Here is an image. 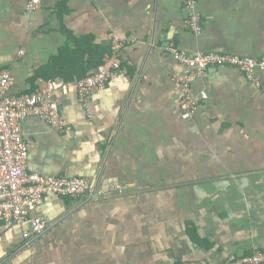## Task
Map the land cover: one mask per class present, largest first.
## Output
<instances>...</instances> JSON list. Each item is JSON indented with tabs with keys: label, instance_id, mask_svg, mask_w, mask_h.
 Returning a JSON list of instances; mask_svg holds the SVG:
<instances>
[{
	"label": "crops",
	"instance_id": "crops-1",
	"mask_svg": "<svg viewBox=\"0 0 264 264\" xmlns=\"http://www.w3.org/2000/svg\"><path fill=\"white\" fill-rule=\"evenodd\" d=\"M26 1L0 0V71L15 94L52 80L71 125L23 119L27 170L84 177L93 193L45 194L35 236L0 220V264H229L264 250V71L256 85L233 67L206 69L191 84L206 98L183 118L175 77L189 67L162 53L172 41L264 57V0H195L197 33L186 0H44L32 12ZM111 33L131 40L122 70L85 108L74 81L108 65Z\"/></svg>",
	"mask_w": 264,
	"mask_h": 264
},
{
	"label": "built area",
	"instance_id": "built-area-1",
	"mask_svg": "<svg viewBox=\"0 0 264 264\" xmlns=\"http://www.w3.org/2000/svg\"><path fill=\"white\" fill-rule=\"evenodd\" d=\"M44 0H27L25 9L32 12ZM195 0H186L188 14L185 23L193 32L202 29L200 17L194 9ZM126 36L110 35L108 65L90 72L74 81L78 102L88 107L92 94L103 89L122 70L121 50L130 44ZM22 53V52H20ZM162 53L189 67L175 80L180 83L179 105L183 118H190L199 102L206 98L204 91L195 94L192 81L208 68L233 67L241 71L247 80L260 85L259 71H264V57H253L222 52H188L175 42L162 47ZM14 78L9 70L0 71V220L8 224L27 223L22 237L40 234L47 226V219L35 215L43 202L44 195L54 193L77 199L92 195V187L87 179L79 176L43 175L27 170L29 144L21 133V123L27 116H37L58 132H68L71 125L63 117L57 103L52 99V80H46L31 92L11 93ZM264 250L235 257L229 264H263Z\"/></svg>",
	"mask_w": 264,
	"mask_h": 264
},
{
	"label": "trees",
	"instance_id": "trees-1",
	"mask_svg": "<svg viewBox=\"0 0 264 264\" xmlns=\"http://www.w3.org/2000/svg\"><path fill=\"white\" fill-rule=\"evenodd\" d=\"M69 39H68V42L69 43H73V46L76 48V50H74V51H76V53H77V50H78V42L79 41H77V40H75V39H73L71 36H69L68 37ZM73 51V52H74ZM104 51L103 50H101L100 52H99V57H98V59H96L95 61H91V62H89V64L85 67V69H84V72L83 73H85L86 72V70L87 69H89V68H91V67H95V66H99V65H101L102 63H103V58H104ZM58 57H55V58H53V59H51V63L54 61V59H57ZM81 75V74H80ZM84 74H82V76H83Z\"/></svg>",
	"mask_w": 264,
	"mask_h": 264
}]
</instances>
